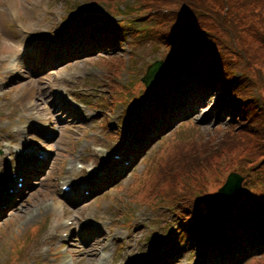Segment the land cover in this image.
Returning a JSON list of instances; mask_svg holds the SVG:
<instances>
[{"label":"rangeland","instance_id":"rangeland-1","mask_svg":"<svg viewBox=\"0 0 264 264\" xmlns=\"http://www.w3.org/2000/svg\"><path fill=\"white\" fill-rule=\"evenodd\" d=\"M26 3L27 1H29V3L32 1L31 0H24ZM132 0H124V2H129ZM85 4L86 7H92L93 5H95V2H89L87 3H83V5ZM102 4V3H99ZM121 5V3L119 4ZM103 7H105L106 9H108V7L105 5V3L103 2ZM58 8H59V4H58ZM28 14V13H27ZM115 15V14H114ZM28 16L30 17V15L28 14ZM112 17H114L112 15ZM30 19H32V21H35L34 17H30ZM113 23L116 22L117 18H109ZM36 22V21H35ZM127 48H123L120 50L119 55L123 56L125 59L127 58ZM145 48H141V52H145ZM160 56L161 53L155 52L152 56V58L154 56ZM113 56V55H112ZM80 57V56H78ZM111 58V57H110ZM118 57H114L113 59H117ZM121 60V59H119ZM122 62L124 61L123 59L121 60ZM82 62V61H80ZM253 69H256V72H260L261 74H263L262 76H264V58L258 59L256 60L254 63H252ZM99 68L100 69H105V67H103L102 65L99 64ZM233 72H235V70H233ZM45 77V74L42 75H38L37 76V81L39 84L40 88H45V85L47 84L44 80V78L41 80V77ZM132 79V76L127 74L126 69L122 70L121 74L119 75V77L117 78V80L119 82H127V80ZM135 78V77H134ZM151 96H149L150 99ZM132 107V108H131ZM119 106H117L116 109H118ZM135 111V107L134 104L131 103L130 107H129V112H133ZM106 115V114H105ZM111 117V116H110ZM225 120V117H223ZM116 118H111V120H115ZM222 120L221 123H215V124H201V125H195V127L192 129L191 132H193V134L191 135L194 136L191 140L189 138H186L187 135L185 137V140L181 143V149L184 153L192 156L193 152L189 151L191 144V141L194 142H198V146H200V144L202 143L203 145L201 146L202 149V153H201V157H200V161L201 162L204 158L209 157L210 156V162L208 163V166H200L201 169H203V171L201 173H203L205 177L204 181L201 180L200 178H198L196 180L195 183H193L194 186V192L196 195H202L203 193H205L207 190L211 191L213 190L215 187L212 188V186H210L208 184L209 179L207 178V175L212 174L213 175V181L214 184L219 183V178L223 177V175H221V172H226L229 168L232 167H236V164L239 163L242 166H247L249 164H252V166H254L255 169H257L258 167H260V169L263 171L264 173V163L261 157H260V152L261 149L256 148V146H254V144L256 143L255 139L252 138H248L245 139L244 137H246L248 135L247 132L241 130L240 128H236L232 129V130H228L226 129V127H224L227 124V121ZM217 127H220L221 131L219 132H215L214 129H217ZM177 129V128H176ZM175 129V130H176ZM173 130V131H175ZM183 132V130H182ZM212 132H214V134H211ZM233 135L235 137H233L232 140L228 141V143L225 141V137L228 135ZM181 133H179L178 137L175 138L174 143L177 139L180 138ZM208 135L210 137H208ZM243 136L244 138V145L242 147H237L234 148L235 145H237L238 143L241 142V138L240 136ZM202 140V142H201ZM157 147V144H155L154 149ZM164 150L169 148V145L166 143L163 147ZM222 152V153H221ZM261 160V161H260ZM189 161H191V158L189 159ZM198 162V163H199ZM197 163V164H198ZM142 167V162L138 163V168ZM206 167H208L210 170H204ZM220 174V175H219ZM219 175L217 178L216 176ZM205 181L207 184H205ZM145 207V206H144ZM149 213L153 214L150 210V208H148ZM16 215H11L10 217H6L3 220L0 219V224L3 225L4 220L6 219H11L13 220L14 217ZM172 212L169 211L166 215L165 218H167L168 220L165 221L166 223H168L171 220V223H173V225L177 224V221H175V219H170L172 218ZM258 263V262H257ZM0 264H4V262H2L1 258H0Z\"/></svg>","mask_w":264,"mask_h":264},{"label":"trees","instance_id":"trees-1","mask_svg":"<svg viewBox=\"0 0 264 264\" xmlns=\"http://www.w3.org/2000/svg\"><path fill=\"white\" fill-rule=\"evenodd\" d=\"M232 1L234 0H160V7L164 13L163 18L168 23L173 24V29L184 34L194 30L188 48L191 51L196 50L198 43V46L202 44L207 47H202L204 51L202 61L207 66L205 71L210 73L211 77L212 73L221 74V68L216 64L217 53H215L219 46L223 50L229 48L230 52L236 56L244 57L248 51L245 48L247 38H254L246 31L242 32L246 35V38H243L238 32V28L234 26L232 17L223 12L222 8ZM253 2L255 14L264 28V0H254ZM156 3L153 0L152 4L155 5ZM203 24L205 25L203 26ZM211 25H213L211 27L212 34L206 30V26ZM204 31L208 36H212L211 40H205L209 45L202 42V39H205L203 38ZM230 83L234 85L235 81Z\"/></svg>","mask_w":264,"mask_h":264}]
</instances>
